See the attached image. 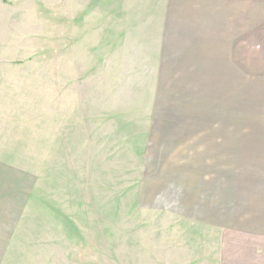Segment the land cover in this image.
Returning <instances> with one entry per match:
<instances>
[{
    "label": "rangeland",
    "instance_id": "obj_1",
    "mask_svg": "<svg viewBox=\"0 0 264 264\" xmlns=\"http://www.w3.org/2000/svg\"><path fill=\"white\" fill-rule=\"evenodd\" d=\"M111 3L0 0V264H256L264 183L224 229L170 202L199 169L264 176V24L171 16L159 49Z\"/></svg>",
    "mask_w": 264,
    "mask_h": 264
},
{
    "label": "crops",
    "instance_id": "obj_2",
    "mask_svg": "<svg viewBox=\"0 0 264 264\" xmlns=\"http://www.w3.org/2000/svg\"><path fill=\"white\" fill-rule=\"evenodd\" d=\"M105 1V0H103ZM112 2L114 10L106 15L114 16L120 13L124 17L133 18V21L118 25L116 31L119 34L148 32L158 35L157 46L159 49L169 48V24L171 16H188L194 20L193 28L188 27L187 37L191 35V41L197 37L198 31H205L209 25V18L219 16L228 17L229 27L237 33H245L247 25L253 30L256 27H262L264 24L263 4L259 2L256 8L253 7L254 0H108ZM207 1L205 5L204 2ZM188 6V8H187ZM182 9L185 12L174 13V10ZM255 9L257 12H251ZM193 11V12H192ZM192 12V13H191ZM191 13V14H190ZM103 16V15H102ZM103 21L105 18L103 16ZM253 20V21H252ZM178 23L184 25V23ZM176 25V27L178 26ZM207 24V27H203ZM186 25V24H185ZM235 26V27H234ZM240 26V29H239ZM116 26L111 28L114 32ZM174 28V30L176 29ZM185 38L184 36H182ZM235 39V38H234ZM238 43V39H235ZM184 42V39L181 40ZM189 49H197L195 45L186 44ZM200 155L198 151V156ZM243 173L235 174L231 171L220 172V177L216 173V168H210L207 174L203 176L199 173L196 176V183L193 185L184 182L181 189L183 195L179 194L172 207L179 208L183 216L192 220L199 226L202 224L213 228L224 229L232 225L241 211L247 208V202L255 201L258 195L257 187L264 183L263 174H255L249 166L241 168ZM183 178H180V182ZM193 186L190 190L189 187ZM177 194L176 190L172 192ZM262 201L264 202V191L261 192ZM245 202V205H244ZM235 209V214L232 212ZM236 216V218H235ZM235 218V219H234ZM232 219V222H231ZM232 235L222 234L223 244H228ZM264 238V236H263ZM222 241V240H221ZM221 244V243H220ZM206 247L204 248V250ZM197 249V253H198ZM257 255L263 253L262 258L256 264H264V249H260Z\"/></svg>",
    "mask_w": 264,
    "mask_h": 264
}]
</instances>
